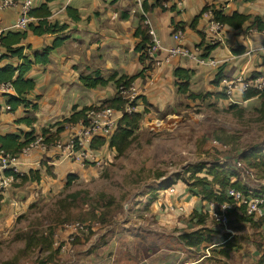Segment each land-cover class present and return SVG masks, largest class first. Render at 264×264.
Wrapping results in <instances>:
<instances>
[{
	"label": "rangeland",
	"instance_id": "1",
	"mask_svg": "<svg viewBox=\"0 0 264 264\" xmlns=\"http://www.w3.org/2000/svg\"><path fill=\"white\" fill-rule=\"evenodd\" d=\"M134 1V9L140 11V14L136 15H143L144 0ZM238 2L244 6V0ZM249 4L251 5L249 9L243 8L255 14L248 15L264 17L261 14L262 7L257 6L264 5V0ZM123 5V1L118 4L119 7ZM223 5L218 2L215 10L225 13ZM172 6H176L177 9L181 7L170 5L168 8ZM146 25L149 26L148 23ZM209 25L211 28L214 27V32L205 43L219 47L214 52H217L216 54L211 53L208 58L202 57L203 59L225 61V58H230L227 50L231 49L230 52L233 53L232 49L240 47L244 38L249 39L254 35L251 33L238 39L236 35L239 33L228 31L226 26L221 29L216 27L213 16ZM170 28L172 29L170 37L175 41L177 31L174 25ZM205 31L201 26L200 32L205 35ZM151 32H154L161 41L155 30L150 28L151 43L153 41ZM188 34L192 35L189 30ZM195 35L201 39L197 32ZM62 37L66 36L63 34ZM202 42L201 39L196 47L200 48ZM233 42L237 46L234 47L236 44ZM31 43H34V48L39 47L35 42L29 41L23 42L22 45L28 46ZM258 43H261L260 40ZM161 45L164 50L155 54L153 62H150L149 56L150 60L145 65L141 63L142 67L137 73L120 70L108 73L106 69L101 70L105 78L113 73L130 78L139 77L126 93L124 99L128 103L125 112L130 114L131 110H134V113L142 115L143 120L136 134L137 140L125 155L111 151L110 141L105 148L91 149L93 140L98 136L101 135L107 140L111 138L124 116V111L115 110L122 113V116L113 123L116 129L110 136L105 133L104 122L100 121V125L94 126L90 123L88 125L81 123L77 126L64 124L61 127L64 132L56 138L54 136L57 129H51L52 122L38 121L42 113L41 102L48 100L52 105L55 104L53 106L55 107L56 101L43 100L38 96L29 98L30 102L39 107L38 111H28L27 114L30 118L36 117L35 125H42L36 128V135L41 138L34 146L26 149L15 162L13 161L8 169L18 175L39 171L41 176L36 182L27 180L22 182L13 177L7 178L0 171V201L2 200L0 264L12 261L14 264H73L75 259L80 261L86 259V263L89 264H140L160 254L162 256H159L158 261L150 262L198 264L204 258L203 255H208L207 251L202 249V246L200 249L189 250L186 242L180 237L199 232L202 236V230L212 228L220 230L218 225L220 223L215 221L216 216L213 215L215 212L212 211L213 221L207 226L200 225L199 219L192 217L196 212L202 215V188H194L184 181L195 183L192 177L200 167L205 166L211 171L217 168L220 172L227 171L240 176L245 182L242 186L247 192L251 191L255 196L264 195V172L256 171V174L243 178L235 166L238 161L242 162L240 157L247 150L264 157V96L236 104L232 109L234 104H227L226 98L218 97L225 93L221 92V89L212 88L210 83L209 78L219 73L218 70L202 68L206 72L200 73L191 70L192 66H187L191 63L189 61L163 65L167 63L166 50L171 47H165L162 41ZM182 46L187 48L184 42ZM79 47L80 53H87L89 50ZM256 48L254 47V50ZM120 49L127 55L128 60L132 58L128 42L121 45ZM99 57L100 54H96V59L92 58L90 61L93 67L102 68L105 64ZM256 58L252 60L251 67L253 65L254 67L250 70H241L238 73L232 70V74L222 73L225 76L222 83L233 81L236 77H232L236 75L247 80L251 79V76L252 79L256 78L251 81H264V51L257 54ZM79 67L85 72V64ZM171 67L175 68L174 74L180 68L194 71L195 75L190 84L191 93L201 95L206 100L193 101L186 95L179 94L176 86L178 80L172 78ZM237 68L238 66H234L233 69ZM54 78L61 81L60 72ZM58 84L70 90L67 97L71 102H75L74 97L77 104L93 109L88 115L92 123L104 110H114L104 107L106 101L118 94L114 86L93 91L86 90L79 84V80ZM68 112H71V108L65 105L62 108V115L68 116L55 120L64 123V120L72 115V112L70 114ZM99 128L103 131H99ZM44 129L49 130L48 139L53 137L54 145H47V139L41 136ZM92 129H95V133L91 131ZM30 132L31 130L26 133ZM77 144L82 148L80 151H76ZM3 158L0 153V167L3 165ZM42 163L47 168H53L52 171L43 168ZM208 174L209 172L205 170L201 174H196V178L208 177V180H213ZM70 175H75L78 179L72 186L66 188ZM207 189H213L217 193L219 191L216 186H209ZM173 190L176 193L172 194ZM109 205L113 206L107 208ZM92 210H96L98 216L105 215L103 225L74 222L81 213ZM238 216L231 213L228 226L224 227L222 223L221 226L225 229L224 234L234 230L246 239L251 234L248 227L252 226L243 223ZM50 245L53 250H50ZM156 252L159 253L153 256ZM221 254L214 255L211 252V256L214 255L213 257L217 259L209 258L202 264H247L252 261L249 254L244 251L239 253L237 258H226L223 252ZM169 255L173 256L168 258Z\"/></svg>",
	"mask_w": 264,
	"mask_h": 264
},
{
	"label": "trees",
	"instance_id": "2",
	"mask_svg": "<svg viewBox=\"0 0 264 264\" xmlns=\"http://www.w3.org/2000/svg\"><path fill=\"white\" fill-rule=\"evenodd\" d=\"M57 0H44V4L39 7L35 8L32 11V15L37 20L36 22H33L27 30L25 31H17L12 30L8 31L4 34H1V46L0 50L3 52V57L0 59V64L3 60L10 59V60H18L20 62L19 65L15 64H8L6 67L0 69V86H9L11 87L15 95H6L7 102L6 106L9 108V113H15L17 112L21 107H25L26 110L29 112L31 111H38L39 107L38 105H35L34 103L30 102L29 95L36 90L38 86V81L36 77H30L32 74L34 66H40L42 68H47L52 64L51 55L54 51L61 48L64 43L66 42L67 38L62 37L61 34L67 31L68 27L66 25H61L59 22H53L51 23L49 20L52 17V13L50 10V5ZM247 2H256V0H246ZM168 0H144L143 8L144 10L143 15L138 16L139 18V25L136 28L135 36L138 38L141 42L136 48L135 52L136 54L140 55V62L145 65L148 60H150L149 55L147 54V50L149 45L151 44V36H150V27L146 25L147 16L150 15L154 10L161 9L164 12L177 11L176 6H172L171 8H168L166 6ZM152 3V4H151ZM215 6H206L199 16H197L191 23H179L178 25H175V31H182L185 32L186 28H189L195 32L198 33V35L203 40L202 45L200 48H202L203 51V58H208L213 51H215L219 45H212L209 43V45H206L205 40L209 36H212L210 32L203 35L202 32H200V28L202 26V20L204 19V16H207V14L213 16V22L219 23L223 27H229L231 29H234L236 31H240L242 35L246 36L251 33H260L264 34V17L263 16H253V15H245L239 12H235L232 15H226L224 12H219L215 10ZM67 13L70 19H72L74 22H79L80 16L77 10H74L73 8H68ZM137 13L140 14V11ZM123 19H130L128 16H123ZM209 24L203 25V29H208ZM204 27V28H203ZM33 35L35 37H44L47 35H54L56 37V40L52 47L46 46L42 50H36L33 48L31 44L28 46L22 45L23 42L28 41L29 35ZM200 39V38H199ZM208 43V42H207ZM241 52L244 53L245 49H241ZM153 62V61H150ZM195 67H200L195 63ZM226 65L225 62L222 63L216 70H218L219 73H215L213 84L217 87L218 90L221 89V92H224V95H218L220 98L221 96L223 98H226V103L234 104L232 109L236 107L237 103L232 102L229 97L227 96L226 91H224L222 86L223 81V71L225 70ZM191 70H193V67H191ZM188 71L184 70L182 68L177 69L175 71V78L178 80L176 83V86L178 87L179 94L186 95L190 100L193 101H205L206 99L204 97H201V95H195L191 93L190 90V84L192 81L193 76L195 75L194 71ZM139 77H128L126 75H121L119 73H113L108 78H105L102 76L101 73L92 74V75H86L80 77V83L84 86L86 90H100V89H106L109 86H114V88L117 90V95L113 97L112 99L106 101L104 107H108V109H114L117 111H124V116L119 122V126L115 133L111 136L109 140L105 139L104 137L98 136L95 138L91 144L92 150H100L109 142L110 150L113 152H117L119 155H125L130 147L133 145V143L137 140V132L140 129L141 122L143 120L142 115L134 113L133 110L130 114H127L126 108H127V101L124 99V93L128 92L130 88L132 87V83L136 81ZM223 78V79H222ZM252 79V76H251ZM256 79V78H254ZM220 94V93H218ZM227 96V97H226ZM264 92H258L255 89H249L246 91V93L242 94L244 102L251 101L253 99H256L258 97H263ZM241 97V99H242ZM78 106H74L72 110V115L70 118L64 120L63 122H59L54 124L52 128L57 129L56 134L54 137L58 138L63 132L64 129L61 128L64 124H69L73 126H77L81 123L83 125H88L91 123V121L88 119L89 112H91L93 109L89 107H84L82 110H78ZM29 114V113H28ZM26 115V117L20 119L17 121V125L23 126L26 125L31 129L30 133H26L23 130H19L16 133L3 135L0 131V153L3 154L5 158H8L10 160H16L21 156L24 151L32 146L35 145V143L38 142L39 136L36 135V117L30 118ZM49 130L44 129L43 138L47 139L46 143L49 146H52L55 144V141L52 139H48ZM82 148L79 146V144L76 145V151H80ZM245 152V151H244ZM264 157H261L258 153H255L254 151H246L243 153L240 157L242 162V168L238 167V163L235 164V166L240 171V174L243 178H246V176L251 175L254 173L251 170H257L264 172ZM11 163V161L9 162ZM43 168H47L45 164L42 163L41 165ZM53 168H47L48 171H52ZM205 170L209 172V176L213 178V180H208V177L203 178H196V174H201ZM250 172V173H249ZM244 173H249L248 175H243ZM3 175L7 178L13 177L15 180H21L24 181H31L36 182L40 180V172H34L31 171L28 175H18L15 174L13 170H4ZM239 177V178H238ZM78 179L75 175H70L68 177V182L66 184V188H69L72 186L76 180ZM193 180H195V183L191 184L189 180H185L184 182L188 183L189 185L193 186L194 188H202V198L204 202L214 203L217 206H222L225 204H232L233 199L229 198L227 196V191L229 189H236L240 191H246L245 187H243V179L240 178L235 173H230L227 171L220 172L219 169L215 168L213 171L211 169H207L205 166L200 167L199 170L196 171L195 175L192 177ZM234 179V180H233ZM209 186H216L218 187L219 191L218 193L216 191L208 190L207 187ZM114 201V200H112ZM113 205L107 206V208H111ZM262 214L256 213L254 215L249 216L247 214V208L246 207H240L236 208L232 214L233 215H240L238 216L239 219L243 223L250 224L252 228L254 229L253 234V242L258 250V253L260 254L259 262L258 264H264V239L262 235L260 234L261 226L264 222V207L262 209ZM231 214V213H230ZM229 214V217H230ZM193 218L199 219L200 225H205L207 219L209 218L208 214L199 215L197 212L192 215ZM74 222H80L81 224H87L88 222H92L93 224H100L103 225L105 222V215L98 216V213L96 210L88 211L85 213H81L76 219H74ZM54 232V230H53ZM199 233H193L192 235L184 234L180 237L181 240L186 242V246L188 248H200L204 244H210L211 236L212 234H217V232H214L213 230H202V236ZM197 237V239H195ZM231 244V243H230ZM230 244L227 246L226 249H224L223 255L226 258H231L230 252L236 248L234 245L233 247L230 246ZM50 250H53L52 245H50ZM4 264H14V262H6Z\"/></svg>",
	"mask_w": 264,
	"mask_h": 264
},
{
	"label": "crops",
	"instance_id": "3",
	"mask_svg": "<svg viewBox=\"0 0 264 264\" xmlns=\"http://www.w3.org/2000/svg\"><path fill=\"white\" fill-rule=\"evenodd\" d=\"M121 1H123L124 3L123 7L118 6V4ZM218 2L224 4L223 7H225L226 14L229 13L232 15L235 12H239L242 14L246 13L245 15H248L249 13H252V12H247L245 8H243L246 7L249 9V6H251L249 3L252 2L248 3L246 0H244L243 7L240 5L238 0H186L184 2V5L179 7V9L175 12L172 11L164 12L161 9L154 10L150 15L147 16L146 23L149 24L150 28L155 30L156 34L161 39L165 47H174L177 45V42H175L170 37V31H172L170 27L173 25V23H175V25H178L179 23L189 24L202 12V10L206 6L208 5L217 6ZM43 4H44V0H35V8L36 7L39 8ZM257 6L262 7L261 14L264 15V5H257ZM68 8H73L74 10H77L81 19L79 22H74L72 19L69 18L67 13ZM134 8H135L134 0H57L56 2L50 5L52 17L49 21L51 23L59 22L61 25H66L68 29L63 34L66 36L65 38H67L68 40H66V42L61 48L56 50L54 54L51 55L52 64L50 66H48L47 68L34 66L32 74L30 75V77H36L38 81V86L36 90H34L29 95L28 98H32L33 96H38L41 97V99L43 100L54 99L57 103V106L53 107L55 104L52 105L51 102H49L48 100H46L45 102L43 101L41 102L42 106L40 107V109H42V113L39 115V118L37 117L39 122H44V121H46V123L52 122L53 125L59 123L60 121L55 120L56 118L59 117L62 118V116L64 117L68 116L65 114L62 115L63 114L62 108L65 105L70 106L71 112L74 106L76 105L79 107L78 110H82V108L84 107L83 105L77 104V101L76 99H74L72 94L71 96L73 97V100L75 102H71V100H69V97H67V93H69L70 90L58 84L59 82L69 83L75 80H80L81 76L92 75L94 73L102 74L101 70L103 69H106L108 73L114 70H120L123 72L135 71L137 73L140 70V68L142 67L140 62V55L136 54L135 52L136 48L141 42L135 36V31L140 21L138 15H136L138 13H134L135 11H139V10ZM123 16H128L130 19L128 20L123 19ZM17 19H18V13L16 11L13 10L0 11V33L4 34L8 31L14 30V24L17 21ZM210 21H212L211 15L204 16V19L201 21L202 26L209 24ZM225 28L230 32H235L236 34L239 33V35H236L238 39L241 38V36H244L241 35L240 31H236L229 27H225ZM188 30L189 33H191L192 35L188 34ZM183 33L185 36L184 45L189 49L195 48L201 40L198 37H196L195 31L189 28H186V31ZM63 34H61V36ZM55 39L56 36H52V35H47L44 37H35L31 34L29 35L28 41L35 42L36 44H38L39 47L34 48V43H31L34 49L42 50L46 46L52 47ZM259 40L262 43V45H260L261 43H258ZM41 42H43L45 45H43ZM126 42L130 44L129 52L132 56L130 60L127 59V55L123 54L122 50L120 49L121 45L126 44ZM233 43L236 44L235 42ZM263 43H264V34L254 33V35H252L251 38L249 39L244 38L242 40V45L240 47H236L237 49L233 48L232 49L233 53L230 52L231 49L230 51L227 50V53L230 54V58L224 59L226 68L223 71V74H228L229 72H231L232 74V70L233 72L238 73L241 70L247 71L250 70V68H253L254 65L251 67L252 60L254 59L256 60L257 59L256 55L259 54L261 51H264ZM230 44L232 46V43ZM79 46H81L82 49L88 48L89 50L87 51V53H80ZM233 46L235 47L237 46V44ZM254 47L257 48L254 50ZM241 49H245V52L242 53ZM214 52L215 51L212 52L213 53L212 55L217 53ZM96 54H100L99 59L102 58L105 61V64L102 66V68L93 67L90 63V61H92V58L96 59ZM10 63L15 65L20 64L18 60L6 59L1 62L0 69L6 67ZM81 64H85L86 66L85 72H82L80 70L79 65ZM187 66L190 67L192 66L193 70L199 71L200 73L206 72L204 69H202V67H195L196 65L194 62L188 63ZM234 66H238L237 70L233 69ZM183 67L186 68L185 66ZM170 69H173L172 78L176 79L173 73L175 68L171 67ZM59 72H60L61 81H57L54 78V76L57 75V73ZM214 75L215 74L211 75L209 79H210V83H212V88L217 89V87L213 84ZM234 77H240V76L236 75L233 76L232 78ZM79 84L81 85L80 81ZM1 87L2 86H0L1 133L3 135H7V134L16 133L19 130H23L24 132L30 131L31 129L26 125L19 126L16 124L18 120L26 117L28 110H26L25 107H21L17 112L9 113L8 111L9 108L6 106V102H7L6 95L14 96L15 92L11 87L7 91H4ZM110 88L111 86H109L106 89H110ZM93 91H100V90H93ZM237 99L240 100L237 104H241L244 102L243 97L242 99L241 97H238ZM39 125L42 126L41 124L35 125V129ZM251 171L256 174L257 170L254 169ZM254 180L257 181L256 179ZM0 203H2V200L0 201ZM211 204L214 203L202 201V215L203 213L209 215V218L205 223L206 226L208 225L209 222L211 223L213 221V215L215 217L218 213L217 205L215 204L211 206ZM1 211H2V206L0 207V212ZM211 211L212 213L213 212L215 213H213L212 215ZM215 221L217 223L219 222L217 217L215 218ZM218 225L220 230L216 228H212L214 232H217V234H212L211 236L212 242L210 244H204L202 246V249L207 251L208 255L204 256L203 255L204 252H202L204 258H202L198 262V264H202V262H205V260L209 258L217 259L216 257L213 256L217 254L222 255L221 254L222 251L226 249L230 243H231L230 246L232 247L236 245L235 246L236 248H234V250L230 252L231 258L232 257L237 258V256H239V253H242L244 251L249 254L248 256L252 260L251 263L247 262V264H258L260 254L258 253V250L256 249L253 242V235L251 234H254V229L252 227L251 228L248 227V230H251L250 232L251 234L248 235L246 239H243L242 236L239 233H236L234 230L230 232L231 234L230 233L224 234L225 229L222 228L221 226L222 224L220 223ZM260 234L264 239V222L261 226ZM188 249L194 250L191 248ZM211 252L214 254L213 256H211ZM158 253L159 252L154 253L153 256H156ZM159 256L162 255L161 254L157 255L154 259L145 260L140 264H153L150 261H158ZM171 256L173 255H169L168 258ZM73 264H89V263L88 262L86 263V259L82 261L75 259ZM183 264H192V263L184 262Z\"/></svg>",
	"mask_w": 264,
	"mask_h": 264
},
{
	"label": "built area",
	"instance_id": "4",
	"mask_svg": "<svg viewBox=\"0 0 264 264\" xmlns=\"http://www.w3.org/2000/svg\"><path fill=\"white\" fill-rule=\"evenodd\" d=\"M185 0H168L166 6L169 7L170 5H177L182 6ZM35 7V0H0V11H8L13 10L18 13V19L14 24V30L17 31H25L28 29V27L37 20L32 15V11ZM219 29L223 26H221L219 23H216ZM210 32L211 35H213L212 32H214V27H210L206 29L205 34ZM223 33V30L221 31ZM0 33V46H1V35ZM153 36V41L151 45H149L147 54L151 57V61H154L155 54L164 50L161 41L157 38V36L154 34V32H151ZM185 36L182 31H177L175 35V41L177 42V45L174 47H171L170 49L166 50L167 54V63L163 65H171L176 62H194L198 66L202 68H208L209 70L217 69L222 63L225 61L221 60L216 61L214 58L209 59H203V51L199 47H195L193 49L185 48L182 46V43L184 42ZM3 57V52L0 50V59ZM219 62V63H218ZM256 80V79H252ZM223 89H226L227 96L229 99L234 102L238 103L240 100L237 99L238 97H242V94L246 93L249 89H255L258 92H263L264 89V81L257 80V81H251V79H245L243 77H236L233 81L228 82L224 81L222 83ZM4 91H7L10 87L9 86H2L1 87ZM129 92V91H128ZM124 93V98L126 96V93ZM128 110V109H127ZM132 112V110H131ZM122 116V113L117 112L115 110H104L102 114H99L95 119L93 123L95 125H100V121H103L106 127V134L110 136L113 134L116 127L113 126V123ZM95 133V129L91 130ZM99 131H103V129L99 128ZM101 136V135H100ZM3 155V154H2ZM3 165L0 167V171L3 172V170H9L8 167L11 165V163L14 160H10L8 158H3ZM11 161V163H9ZM238 167L242 168V164L238 163ZM250 173V172H249ZM249 173H244L243 175H248ZM234 180V179H233ZM176 193L175 190L172 191V194ZM227 196L231 199H233L232 204H225L218 207V213L216 215L218 221L224 225V227L228 226L230 223L229 220V214L232 213L236 208L240 207H246L247 208V214L249 216L254 215L256 213L262 214V209L264 207V195H254L251 191H240L236 189H229L227 191Z\"/></svg>",
	"mask_w": 264,
	"mask_h": 264
}]
</instances>
